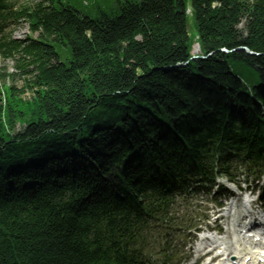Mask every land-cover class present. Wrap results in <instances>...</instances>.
<instances>
[{
	"label": "trees",
	"instance_id": "1",
	"mask_svg": "<svg viewBox=\"0 0 264 264\" xmlns=\"http://www.w3.org/2000/svg\"><path fill=\"white\" fill-rule=\"evenodd\" d=\"M70 1L0 0V264H149L179 195L264 163V0Z\"/></svg>",
	"mask_w": 264,
	"mask_h": 264
},
{
	"label": "rangeland",
	"instance_id": "2",
	"mask_svg": "<svg viewBox=\"0 0 264 264\" xmlns=\"http://www.w3.org/2000/svg\"><path fill=\"white\" fill-rule=\"evenodd\" d=\"M20 2H30L31 0H18ZM86 3H92L94 0H71L70 3L75 6L78 10H84V4ZM188 4L190 0H187ZM188 34L193 39V41H196V26H195V20L191 13H188ZM13 35L16 38H25L26 36H30V32L28 29V25L25 22H21L13 31ZM36 35L34 34L33 37ZM194 44L191 49V53L195 54L198 53L199 50L194 51ZM56 52L59 56V61L67 63L69 60H71V51L69 47L56 42L55 43ZM16 73V70L14 68V61L11 59H2L0 57V106L2 107L5 105V94L9 95L10 91L8 88H4V86H14L17 90L21 89L24 81L22 78L15 76L14 78H11L7 75ZM25 88L23 92L20 93V98L23 100H29L31 99V91L28 89V91ZM27 91V92H26ZM18 127V126H17ZM258 187L263 186L261 182L257 185ZM218 189L214 188L211 195L206 194L203 190L200 191L197 194L190 195L187 198H184L182 200V204L177 206V211L175 213L177 216L182 218L183 226L188 223V221L196 222L198 217L200 216H208L212 211L214 204L220 200H222V194L224 190L218 191L219 195H216L215 192H217ZM196 218V219H195ZM158 231H161L160 234H156ZM182 234L181 227H178L177 229H173L172 231H169L167 234V231L164 229H158L155 233L148 236L146 240V234H144L143 239L141 240L140 244L138 245V248H140L143 252L144 257L148 258L151 261H157L163 258V255L165 253V249L167 251L173 250L172 248H175L176 251H181L182 242L178 240V237ZM146 242L148 247H146ZM171 242V243H170ZM171 244V245H170ZM167 246V248H165ZM169 248H171L169 250ZM187 248V247H186ZM173 252H175L173 250ZM176 254V253H175ZM185 259V252L181 255Z\"/></svg>",
	"mask_w": 264,
	"mask_h": 264
},
{
	"label": "water",
	"instance_id": "3",
	"mask_svg": "<svg viewBox=\"0 0 264 264\" xmlns=\"http://www.w3.org/2000/svg\"><path fill=\"white\" fill-rule=\"evenodd\" d=\"M197 45H198V44H197ZM236 49H242V50H245L249 55H259V53L253 52V51H251L250 49H248L247 47H244V46L238 47V48H236ZM221 50L224 51V52H228V50H226V49H221ZM209 55H210V54H209ZM207 56H208V55H207ZM196 57H197V56L192 55L190 59H194V58H196ZM201 58H204V57H201Z\"/></svg>",
	"mask_w": 264,
	"mask_h": 264
},
{
	"label": "bare ground",
	"instance_id": "4",
	"mask_svg": "<svg viewBox=\"0 0 264 264\" xmlns=\"http://www.w3.org/2000/svg\"><path fill=\"white\" fill-rule=\"evenodd\" d=\"M198 50V45L194 46V51ZM235 222V220H233Z\"/></svg>",
	"mask_w": 264,
	"mask_h": 264
}]
</instances>
